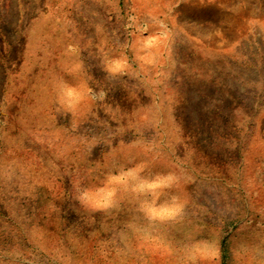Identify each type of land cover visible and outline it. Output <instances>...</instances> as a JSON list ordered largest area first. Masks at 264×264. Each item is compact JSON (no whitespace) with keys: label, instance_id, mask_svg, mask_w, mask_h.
<instances>
[{"label":"rangeland","instance_id":"1","mask_svg":"<svg viewBox=\"0 0 264 264\" xmlns=\"http://www.w3.org/2000/svg\"><path fill=\"white\" fill-rule=\"evenodd\" d=\"M0 264H264V0H0Z\"/></svg>","mask_w":264,"mask_h":264},{"label":"clouds","instance_id":"2","mask_svg":"<svg viewBox=\"0 0 264 264\" xmlns=\"http://www.w3.org/2000/svg\"><path fill=\"white\" fill-rule=\"evenodd\" d=\"M66 54H76L77 48L75 45H68L66 50ZM126 68V60L121 56H106L102 60V71H104L107 75L115 77L125 71ZM86 86H81L77 84H70L66 81H60L57 85L56 99L57 104L70 112L74 108H76L84 99ZM88 92H91V89H88ZM106 93L98 92L93 95L91 98L93 100H102L105 97ZM131 178L136 179V177H132L130 173H125L121 176L117 177H108L105 185H101L96 189L85 188L81 190L77 195V200L81 203L82 206L86 208H90L92 211H102L110 206L112 202V198L115 195L114 189L108 187L107 185H111L117 181L123 182L125 179ZM175 178L172 176H167L165 178L156 177L152 180H144L141 178L139 180V187L144 190H150L156 188L158 186L164 185L167 187H171V183H166V181H173ZM102 193L103 195L98 197L96 194ZM182 206L176 202H173L167 205L163 211L167 212H179ZM148 212L160 215L161 211L155 207L149 208Z\"/></svg>","mask_w":264,"mask_h":264}]
</instances>
